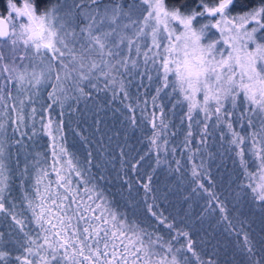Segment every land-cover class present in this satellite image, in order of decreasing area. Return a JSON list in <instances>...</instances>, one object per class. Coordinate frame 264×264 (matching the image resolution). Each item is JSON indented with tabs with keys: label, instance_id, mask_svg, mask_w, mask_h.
Wrapping results in <instances>:
<instances>
[{
	"label": "snow or ice",
	"instance_id": "6c2138e0",
	"mask_svg": "<svg viewBox=\"0 0 264 264\" xmlns=\"http://www.w3.org/2000/svg\"><path fill=\"white\" fill-rule=\"evenodd\" d=\"M3 2L0 264H216L203 258L192 233L195 220L217 212L225 231L237 238L240 264H264V235L254 239L241 207L250 201L264 212V0ZM213 30L218 35L210 37ZM131 87L135 106L125 104L133 99ZM141 88L152 89L150 111L149 97L140 100ZM165 100L173 113L181 110V125H187L181 149L204 145L219 130L221 142L230 146L226 151L239 158L241 179L220 190L203 161L193 164L191 189L181 195L192 209L194 197L206 194L199 213L160 210L157 169L167 163L184 182ZM117 101L124 107L113 108ZM125 109L132 115H124L122 124L135 131L147 123L151 132L140 141L147 139L144 154L126 151L129 138L123 133L124 143L116 144L120 171H113L130 195L132 180L138 181L147 225L116 208L91 173L95 168L104 179L115 159L114 136L120 135L110 134L100 113L123 115ZM72 112L97 117L91 135L79 124L72 129L90 147L82 163L63 144L62 133L71 127L63 117ZM38 132L53 141L51 163L47 155L32 157L31 171L26 165L20 172L22 181L25 175L34 181L31 192L26 189L17 204L12 160L19 161L25 138ZM130 152L136 155L128 161ZM153 155L155 167L149 164L151 172L141 175Z\"/></svg>",
	"mask_w": 264,
	"mask_h": 264
},
{
	"label": "trees",
	"instance_id": "16d2710c",
	"mask_svg": "<svg viewBox=\"0 0 264 264\" xmlns=\"http://www.w3.org/2000/svg\"><path fill=\"white\" fill-rule=\"evenodd\" d=\"M4 7L3 0H0V9ZM213 30L209 33L210 37L217 36ZM131 93L133 94V99L130 101H125V104L132 103L134 106L136 104L135 94L136 88L131 87ZM153 94L152 89L141 88L140 89V100L143 101L145 96H148V108L151 110V99L150 96ZM166 107L165 112L168 115V118L171 124L175 125L176 135L171 138V143L175 144L177 147V152L175 158L180 161L181 170L184 175V182L180 183L178 177L180 173H170L168 164L165 163L157 169V173L154 176V186L157 188V194L160 196L159 204L161 211H167L175 215L177 212H182V210H188L190 213L195 214L200 212L201 206L205 203L206 194L203 196H195L192 209H187V204L184 202L181 193L189 192L191 185L189 181L191 179V169L193 164L199 165L203 161L207 172L212 177V181L215 183L217 190L221 188H227L229 185L235 187V183L241 179L240 176V165L239 158L235 157L234 153L226 151L230 146L227 142H221L219 137V130H216L213 134L209 135L207 142L204 145H198V143H193L189 146V149H181L180 145L184 139L186 131V123L181 125V110L177 108L173 113L170 111L171 105L167 100L164 101ZM113 108H123L124 105H121L119 101L112 105ZM139 107H143V103ZM139 107L136 111V116L139 117ZM57 111H59L57 109ZM124 115H132L128 113L125 109V113L122 115L120 112H117L113 115L111 110L106 112L102 111L100 113V118H102L108 128L112 129L114 134L117 131L120 133L119 136H114L112 143V149L114 150L115 159L111 164H109L108 171L103 172L104 179H100V173L97 172L95 168L91 169L92 175L99 180L101 185V190L109 198V200L118 208L122 213H126L128 218L133 221H140L145 225L148 224V221L145 219L143 211V191L139 189L138 181L136 179L132 180V191L131 195L129 194V189L127 186H121L122 181L117 179L115 176L116 171H120L121 159L119 158V149H117L116 144L124 143L123 133L127 131L128 135V144L129 148L125 149L129 151L131 148H135L137 151H140L141 154H144L143 149L147 146V139L142 137H147L151 132V125L144 123L140 128L135 131H132L127 128L126 124H122ZM147 118V113L145 114ZM71 117V118H70ZM63 119L69 124L70 128H65L62 133L64 136V147L68 150L69 153L74 154L76 159L81 163L84 160V157L87 155V152L90 150L88 145H84L80 135H74L72 129L79 127L84 129V135H91L93 131V121L97 119L92 112H87L84 115H79L75 112L66 114ZM39 129V123L36 125ZM55 128V124L53 125ZM103 127V125H102ZM198 130V129H197ZM239 130V129H237ZM198 141V138H197ZM26 148L22 149L19 161L17 162L15 156L12 160V168L15 170V176L13 180V191L12 197L19 204L22 200V196L27 189L31 192L32 183L34 181H29L28 176L25 175L23 181L20 179V172L27 165L29 170L33 166L32 157L37 159H42L44 155H47L49 158V163H51V152H52V143L50 137L42 132L33 137L32 140L25 138ZM171 146V145H170ZM200 147L201 151L196 152L195 149ZM181 152L183 154L181 155ZM136 155V152H130L128 155V161L132 160V157ZM194 155L193 160H189L188 157ZM154 155L149 159L145 164L144 168L141 169V175L144 171L151 172L149 164H154ZM171 159V157H170ZM18 165V166H17ZM251 166V165H250ZM127 167V164L125 165ZM171 168H176V163L172 161ZM112 172V175L108 173ZM123 173H121L122 175ZM55 177L53 176V179ZM212 181L205 180L206 186H211ZM165 192H167V199H165ZM137 205H140L139 207ZM242 210L249 217L251 221L252 235L254 239H259L264 233L261 232V229L264 228V212H262L259 207L252 204L250 201H245L242 204ZM180 216L177 217L179 220ZM195 228L193 229V239L195 242V247L202 254L205 260L212 258L215 260L216 264H240L241 254L238 247L237 238L234 234L225 231L226 222H220L219 213H215L211 216H205L203 221L195 220ZM4 225L0 223V227ZM151 230V229H150ZM242 242V238H241ZM191 255V254H189Z\"/></svg>",
	"mask_w": 264,
	"mask_h": 264
}]
</instances>
